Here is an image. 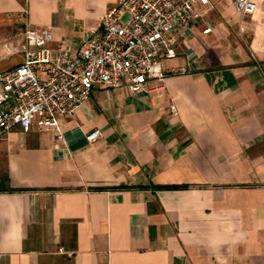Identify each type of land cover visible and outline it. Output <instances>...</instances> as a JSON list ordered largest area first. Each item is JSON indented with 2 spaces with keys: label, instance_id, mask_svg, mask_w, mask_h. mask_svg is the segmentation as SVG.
<instances>
[{
  "label": "crops",
  "instance_id": "obj_1",
  "mask_svg": "<svg viewBox=\"0 0 264 264\" xmlns=\"http://www.w3.org/2000/svg\"><path fill=\"white\" fill-rule=\"evenodd\" d=\"M118 0H0V72L24 30L81 47ZM211 0L163 88L96 89L60 132L1 143L0 264H264V0ZM211 27L212 31L204 30ZM103 137L90 142L88 134Z\"/></svg>",
  "mask_w": 264,
  "mask_h": 264
},
{
  "label": "built area",
  "instance_id": "obj_2",
  "mask_svg": "<svg viewBox=\"0 0 264 264\" xmlns=\"http://www.w3.org/2000/svg\"><path fill=\"white\" fill-rule=\"evenodd\" d=\"M21 1L27 16L29 0ZM210 4L211 0H118L81 47L60 45L56 56L53 29L26 25L23 62L0 72V156L3 137L17 127L57 131L63 140L61 118L74 114L100 87L126 88L138 95L163 88L170 74L189 73L190 66L169 70L165 63L179 56L176 30H190ZM234 7L245 16L257 4L234 0ZM103 135L95 129L87 138L96 142Z\"/></svg>",
  "mask_w": 264,
  "mask_h": 264
},
{
  "label": "rangeland",
  "instance_id": "obj_3",
  "mask_svg": "<svg viewBox=\"0 0 264 264\" xmlns=\"http://www.w3.org/2000/svg\"><path fill=\"white\" fill-rule=\"evenodd\" d=\"M167 63H168V61H167ZM160 85V84H159ZM157 86V85H156Z\"/></svg>",
  "mask_w": 264,
  "mask_h": 264
}]
</instances>
